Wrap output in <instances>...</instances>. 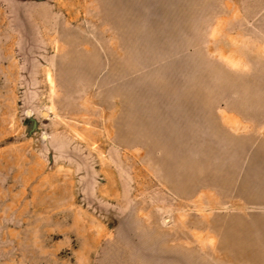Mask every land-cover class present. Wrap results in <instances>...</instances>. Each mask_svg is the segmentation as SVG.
I'll list each match as a JSON object with an SVG mask.
<instances>
[{"label":"rangeland","instance_id":"1","mask_svg":"<svg viewBox=\"0 0 264 264\" xmlns=\"http://www.w3.org/2000/svg\"><path fill=\"white\" fill-rule=\"evenodd\" d=\"M234 12L0 0V264H264V144L189 134L260 88L221 54Z\"/></svg>","mask_w":264,"mask_h":264},{"label":"crops","instance_id":"2","mask_svg":"<svg viewBox=\"0 0 264 264\" xmlns=\"http://www.w3.org/2000/svg\"><path fill=\"white\" fill-rule=\"evenodd\" d=\"M231 1L237 11L234 12L235 26L228 28L226 51L221 54L225 55L228 65L235 67L236 80L259 82L260 88L235 89V104L205 105L202 111L189 113L190 126L192 120L197 122V128L189 127V134L193 129L190 138L199 137L206 145L220 148L225 144L242 146V149L243 145H248L246 152L238 150L242 156L235 159L257 161L260 146L264 144V104L259 100L264 97V0ZM245 97L251 100L244 103ZM166 187L179 199L190 200L173 187Z\"/></svg>","mask_w":264,"mask_h":264}]
</instances>
